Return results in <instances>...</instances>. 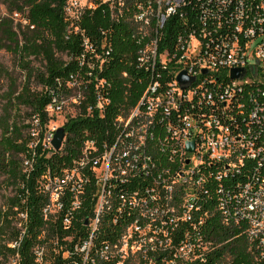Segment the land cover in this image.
I'll list each match as a JSON object with an SVG mask.
<instances>
[{
  "label": "built area",
  "instance_id": "2783aa9c",
  "mask_svg": "<svg viewBox=\"0 0 264 264\" xmlns=\"http://www.w3.org/2000/svg\"><path fill=\"white\" fill-rule=\"evenodd\" d=\"M81 8L78 0H68L66 12L77 16ZM193 11L196 20L159 52L169 18L187 21ZM136 20L141 34L150 32L137 57V67L148 73L139 103L129 115H116L102 147L87 140L78 164L44 185L51 199L45 211L61 210L66 190L78 209L89 180L81 169L91 164L99 188L88 235L52 239L53 251L37 246L36 262L47 264L53 252L66 264H264V0H145ZM110 52L107 37V58ZM233 69H245L244 78L233 79ZM183 71L194 78L187 88L178 81ZM59 84L45 108L50 121L42 137L53 149L57 130L67 115H76L83 98L79 77ZM108 91V82L97 79L88 115L104 116ZM40 123L39 117L31 121L33 136ZM105 211L119 228L115 240L98 244ZM71 219L65 218L66 226ZM212 220L245 236L241 257L223 253Z\"/></svg>",
  "mask_w": 264,
  "mask_h": 264
},
{
  "label": "trees",
  "instance_id": "16d2710c",
  "mask_svg": "<svg viewBox=\"0 0 264 264\" xmlns=\"http://www.w3.org/2000/svg\"><path fill=\"white\" fill-rule=\"evenodd\" d=\"M142 2L145 0H113L111 9L110 0H96L95 8L84 7L77 16H69L68 0H0L8 10V14L0 16V49L13 54L25 74L20 83L9 77L10 88L0 116V177L2 187L10 189L0 204V264H8L17 254L16 264H39L34 255L37 246L46 245L53 251L52 239L62 240L67 236L78 239L88 235L99 188L91 164L81 169L89 180L79 193L78 209L72 208L74 197L66 190L62 196L63 208L45 211L51 199L44 185L48 177H58L65 169L78 164L87 140L102 147L107 141V129L114 127L116 115H129L139 103L148 84V73L137 67V57L150 40V32L141 34V23L136 20L138 4ZM188 16L187 21L178 15L169 18L158 43L159 52L176 43L184 25L195 21L197 13L189 12ZM107 37L111 43L108 58ZM38 58L43 61L42 69L33 65V60ZM72 75L82 81L83 98L76 115H67L63 125L65 137L61 148L56 150L42 142L44 128L50 121L45 108L52 95L58 93L59 81L65 87ZM165 77L169 78L167 74ZM97 79L108 82L111 99L102 117L96 111L87 113L95 104ZM33 81L40 89L33 87ZM22 107L29 110L25 117ZM35 117L41 122L37 136L31 134V121ZM26 161L32 165L26 166ZM69 214L72 219L66 226L65 218ZM211 223L212 236L223 243V253L241 257L247 244L240 230L222 227L216 220ZM118 228L119 224L105 211L96 233L98 244L115 240ZM47 262L66 264V259L52 252ZM95 264L110 263L97 261Z\"/></svg>",
  "mask_w": 264,
  "mask_h": 264
},
{
  "label": "rangeland",
  "instance_id": "374dc122",
  "mask_svg": "<svg viewBox=\"0 0 264 264\" xmlns=\"http://www.w3.org/2000/svg\"><path fill=\"white\" fill-rule=\"evenodd\" d=\"M80 3H82L83 7H86L85 5H89L91 3L95 4L96 0H78ZM8 14V10L6 6L3 3H0V16ZM64 59H68L66 55H62ZM33 65L35 68L42 69L43 68V61L42 59H34ZM8 73L9 75H6L5 73ZM24 72L20 69V67L17 65L15 56L11 54L10 52L6 51L5 49H0V116L3 114V107L6 102V92L10 88V78L13 77L17 80L18 83L24 80ZM33 87L35 89H40V85H38L35 81H33ZM27 111H29L27 108L22 107V116L25 117L27 115ZM56 123L61 124L62 117L57 116ZM1 133V131H0ZM2 177H0V204H2L5 200V196L10 194V189H5L2 187Z\"/></svg>",
  "mask_w": 264,
  "mask_h": 264
},
{
  "label": "water",
  "instance_id": "95a60500",
  "mask_svg": "<svg viewBox=\"0 0 264 264\" xmlns=\"http://www.w3.org/2000/svg\"><path fill=\"white\" fill-rule=\"evenodd\" d=\"M244 76H245V69H233L231 71V77L233 79H236V78L242 79V78H244ZM178 81H179L182 88H187L194 81V78L189 77L186 74V72L183 71L178 75ZM64 137H65V129H64V127H60L57 130V132L53 138V141H52V145L56 150H59L61 148ZM188 148L190 150H193L194 144L189 143Z\"/></svg>",
  "mask_w": 264,
  "mask_h": 264
}]
</instances>
